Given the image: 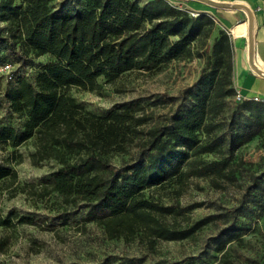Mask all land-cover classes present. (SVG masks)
Wrapping results in <instances>:
<instances>
[{"label":"trees","instance_id":"obj_1","mask_svg":"<svg viewBox=\"0 0 264 264\" xmlns=\"http://www.w3.org/2000/svg\"><path fill=\"white\" fill-rule=\"evenodd\" d=\"M52 1L0 0V20L8 23L4 38L10 40L12 52L48 56L38 64L33 81L11 71L4 97L23 123L19 131L0 125V146L17 147L31 139L32 164L56 162L40 183L16 185L11 163L20 162L22 154L13 149L0 164V183L36 199L55 191L64 204L84 202L88 218L110 238L189 236L198 225L164 222L161 216L177 214V207L159 202L146 190L181 185L193 175L225 178L233 173L227 161L203 156L215 146L208 135L220 125L216 115L236 92L229 33L221 28L213 37L209 57L184 91L188 105L162 123L149 124L150 115L137 100L96 114L78 102L72 90L95 89L100 77L113 81L132 69L149 71L187 56L190 43L214 18L203 12L192 15L170 0H79L72 9L64 0L56 6ZM237 101L243 114L229 134L232 149L264 129V101ZM131 144L138 146L135 159L114 166L110 155ZM11 215L18 222L34 223L32 217ZM0 224H8V219H0Z\"/></svg>","mask_w":264,"mask_h":264},{"label":"rangeland","instance_id":"obj_2","mask_svg":"<svg viewBox=\"0 0 264 264\" xmlns=\"http://www.w3.org/2000/svg\"><path fill=\"white\" fill-rule=\"evenodd\" d=\"M61 1L51 3L56 6ZM64 2L69 9L80 4L79 0ZM7 26V21L0 20V65L9 62L15 75L33 81L38 64L48 56L12 52L10 40L4 38ZM206 27V32L190 43L187 56L149 71L132 69L113 81L100 77L97 88L72 90L73 95L96 114L134 99L150 115L149 124L164 122L188 105L182 98L184 91L196 80L209 57L213 37L221 29L215 20ZM11 82L0 70V125L19 131L23 119L10 110L4 97ZM242 114L240 102L233 96L227 98L216 115L219 127L208 135L215 146L203 154L207 159L227 161L234 169L232 174L225 178L193 175L181 185L169 183L146 190L159 202L177 207V214L161 216L164 222L198 225L189 236L148 240L137 234L129 239L110 238L95 219L88 218L89 207L84 202L64 204L55 191L36 199L0 183V219H8V224H0V264H264V129L232 149L229 134L238 128ZM13 149L22 154L20 162L11 163L16 170V185L40 183L56 166L54 160L31 163V139L17 147L0 146V164L6 163ZM137 151L138 146L131 144L110 155V161L119 168L135 159ZM12 212L32 217L34 223L18 222Z\"/></svg>","mask_w":264,"mask_h":264},{"label":"crops","instance_id":"obj_3","mask_svg":"<svg viewBox=\"0 0 264 264\" xmlns=\"http://www.w3.org/2000/svg\"><path fill=\"white\" fill-rule=\"evenodd\" d=\"M174 5L207 13L230 34L232 79L245 98L264 101V74L254 71L250 55L264 71V0H170Z\"/></svg>","mask_w":264,"mask_h":264},{"label":"built area","instance_id":"obj_4","mask_svg":"<svg viewBox=\"0 0 264 264\" xmlns=\"http://www.w3.org/2000/svg\"><path fill=\"white\" fill-rule=\"evenodd\" d=\"M189 12L192 14V15H196L198 12L196 11H193V10H189ZM0 70L2 71H5L6 73V79H11L12 78V72H11V64L9 62H4L0 65ZM233 98L235 100H242L244 99V95L241 94L240 92L236 91L233 95ZM253 99H256V100H260L258 99L257 96H254Z\"/></svg>","mask_w":264,"mask_h":264},{"label":"water","instance_id":"obj_5","mask_svg":"<svg viewBox=\"0 0 264 264\" xmlns=\"http://www.w3.org/2000/svg\"><path fill=\"white\" fill-rule=\"evenodd\" d=\"M249 59H250V64H251V66H252L254 69H256L257 71H259L260 73L264 74V72L260 71V69H259V68L257 67V65L254 63L253 58H252L251 55H250Z\"/></svg>","mask_w":264,"mask_h":264},{"label":"bare ground","instance_id":"obj_6","mask_svg":"<svg viewBox=\"0 0 264 264\" xmlns=\"http://www.w3.org/2000/svg\"><path fill=\"white\" fill-rule=\"evenodd\" d=\"M257 67H258V65H257ZM258 68L260 69V67H258ZM253 70H254V68H253ZM254 71H257V70L255 69ZM260 71L264 72L262 69H260ZM258 72H259V71H258Z\"/></svg>","mask_w":264,"mask_h":264}]
</instances>
